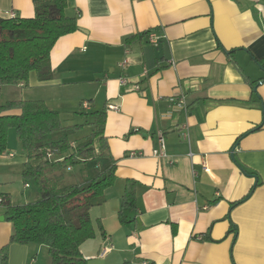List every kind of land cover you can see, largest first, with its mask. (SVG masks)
Wrapping results in <instances>:
<instances>
[{"label":"crops","instance_id":"1","mask_svg":"<svg viewBox=\"0 0 264 264\" xmlns=\"http://www.w3.org/2000/svg\"><path fill=\"white\" fill-rule=\"evenodd\" d=\"M12 13L33 17V0H0V17ZM66 13L78 29L52 47L53 78L32 72V86H4L0 97L42 99L60 112L73 101L76 116L106 108L117 179L90 210L95 236L80 247L88 264H264V0H68ZM160 135L167 155L158 157ZM14 143L0 156V193L16 204L12 195L33 186ZM98 159L103 170L84 163L73 183L109 167ZM128 179L138 208L124 225ZM5 210L0 203V250L14 230ZM7 264H50L48 248L9 243Z\"/></svg>","mask_w":264,"mask_h":264},{"label":"trees","instance_id":"2","mask_svg":"<svg viewBox=\"0 0 264 264\" xmlns=\"http://www.w3.org/2000/svg\"><path fill=\"white\" fill-rule=\"evenodd\" d=\"M33 3V17H0V88L20 83L27 86L32 72L40 81L51 80L52 47L60 37L78 29L77 18L66 13L68 0ZM130 38L133 36L124 41ZM78 115L85 121L65 123L61 112L42 99H13L0 104V156L8 151L9 131L13 129L27 156L22 178L38 192L36 200L24 204H14L9 194L0 193L6 220L14 225L9 243L46 246L50 264H88L80 247L95 236L90 210L106 201V191L117 179L116 163L104 133L106 108ZM89 115L93 116L91 120ZM85 125L91 128L89 137L74 144L71 136ZM50 152L55 153L52 158L48 156ZM100 157L110 159L103 173L84 183L66 182L69 167ZM137 188L134 179L126 181L119 211L124 225L134 221ZM9 243L0 250L2 264L8 262Z\"/></svg>","mask_w":264,"mask_h":264},{"label":"rangeland","instance_id":"3","mask_svg":"<svg viewBox=\"0 0 264 264\" xmlns=\"http://www.w3.org/2000/svg\"><path fill=\"white\" fill-rule=\"evenodd\" d=\"M28 86H32V85L28 84L26 87L28 88ZM26 92H28V90H26ZM16 98H18V95H8L5 93L4 96L0 97V103L6 102L7 100H11V99H16ZM66 104H68L66 107H64L66 109L61 111L62 115L64 117L65 123H68V124H76L77 123L78 124V123L85 121L84 118H81L80 116L78 117V115L76 116L73 113L74 112L73 110L70 111L72 108H74V102L73 101H70ZM71 114H72V117L70 116ZM68 116H70V119ZM88 119H91V115L88 116ZM90 133H91L90 126L85 125L81 130H78L76 133H74L71 136V139H72V141H75L74 144H77V142H82V141L86 140L89 137ZM16 137H17V135L14 132V130L13 129L10 130L9 136H8V145L10 146V143H14L13 141L16 139L14 146H15L16 150L21 152L19 140ZM100 163L105 164V161L99 160V159L98 160L91 159L88 161V163H86V167L89 171L93 172V171L99 170V172H100L104 168V166L102 168L96 167V165L100 164ZM84 168H85V166H84V164H82V165H74L71 169L66 170V176H67L66 182H68V183L76 182L75 176L80 175L82 172V169H84ZM91 176H92L91 178H93V175H91ZM23 191H24V193H23ZM34 193H36L34 186L32 188H28V189L25 188V190L19 189L18 192L15 193V195H12V199L16 204L29 202L33 198Z\"/></svg>","mask_w":264,"mask_h":264},{"label":"built area","instance_id":"4","mask_svg":"<svg viewBox=\"0 0 264 264\" xmlns=\"http://www.w3.org/2000/svg\"><path fill=\"white\" fill-rule=\"evenodd\" d=\"M12 17H15V14L14 13H12ZM148 34H149L150 39L153 41V43L154 44H157L156 35L152 31H150ZM171 99L174 102H176V106L178 108L184 109L185 111L188 110V106H187V103H186V100H185V97L184 96H174ZM84 107L85 108H88L89 107V104L87 102H85L84 103ZM110 108L111 109L118 110L119 109V106L118 105H110ZM158 142H159L158 147L154 150V153L153 154H155L158 157H161V155L162 156H166L167 155L166 154V141H165V138L163 137V135H160L159 136ZM54 154H55L54 152H50L48 154V156L52 158L54 156ZM11 155H13V154H11ZM190 155H192V152H190ZM69 169H71V168L69 167ZM204 169L205 170H208L207 164H204ZM29 186H30V184L29 183H26V187H29ZM0 200H2V199L0 198ZM107 251H108V248H104L103 251H101L100 255L101 256H104Z\"/></svg>","mask_w":264,"mask_h":264},{"label":"water","instance_id":"5","mask_svg":"<svg viewBox=\"0 0 264 264\" xmlns=\"http://www.w3.org/2000/svg\"><path fill=\"white\" fill-rule=\"evenodd\" d=\"M0 218H1V220H4V219H5V217H4V216H1Z\"/></svg>","mask_w":264,"mask_h":264}]
</instances>
